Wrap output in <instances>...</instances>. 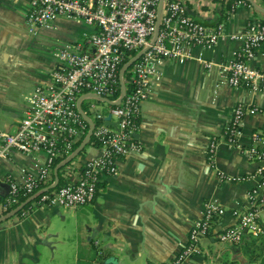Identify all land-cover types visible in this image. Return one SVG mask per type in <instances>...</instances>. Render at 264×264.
I'll return each instance as SVG.
<instances>
[{
	"label": "crops",
	"instance_id": "crops-1",
	"mask_svg": "<svg viewBox=\"0 0 264 264\" xmlns=\"http://www.w3.org/2000/svg\"><path fill=\"white\" fill-rule=\"evenodd\" d=\"M246 1L230 10L233 0H184L192 17L208 25L223 21L232 32L244 29L250 20L264 19V0ZM27 15V0H0V131L13 130L28 95L37 85L50 82L56 64L54 46L91 29L65 16H58L55 27L48 29L30 25ZM30 32L49 36L30 46ZM240 44L239 39L224 37L210 48L194 47L187 59L162 61V76L141 103L135 130L139 148L117 159L115 174L101 176L91 202L36 206L0 220V264H99L109 255L115 256L116 264H170L208 200L219 202L225 213L212 221L210 233L199 238L200 252L177 264H222L238 257L243 238L227 246L233 253L223 261L210 250L221 242L217 231L235 222L232 210L247 205V193L255 183L249 174L258 163L229 146L224 137L237 102L264 105V91L233 86L218 71V63L231 57ZM253 64L264 66V42ZM256 128L264 130L263 113L244 117L243 144L250 143ZM212 140L216 147L210 159ZM90 147L77 157L78 165L87 154L97 152ZM44 158L42 151L31 156L13 150L0 156V199L8 191L3 185L6 176L20 177L22 168L35 169ZM62 207L83 214L86 232L78 233V226L69 235L54 229L52 217H64ZM91 247L98 248V256L93 257Z\"/></svg>",
	"mask_w": 264,
	"mask_h": 264
},
{
	"label": "built area",
	"instance_id": "built-area-1",
	"mask_svg": "<svg viewBox=\"0 0 264 264\" xmlns=\"http://www.w3.org/2000/svg\"><path fill=\"white\" fill-rule=\"evenodd\" d=\"M27 2L30 25L54 28L55 19L65 16L82 21L91 29L83 30L77 39L54 46L56 64L50 71V82L37 85L28 95L24 114L13 130L0 131V156L13 150L31 156L45 153L35 169L24 167L20 177L6 176L8 191L0 199V213L18 205L20 194L26 198L34 194L22 214L36 206H79L91 202L101 176L115 174L117 159L139 148L135 130L141 103L160 80V64L165 59L184 60L196 46L210 48L224 37L239 39L240 46L231 57L218 63V71L233 86H242L252 93L264 91V66L253 64L264 42V22L259 20H250L242 30L227 31L223 21L208 25L192 17L184 0ZM242 2L233 1L230 10ZM258 112L264 114L263 104L239 101L224 127L228 145L258 162L249 174L255 183L247 193V205L232 210L235 222L216 233L224 246L239 243L245 230L252 235L264 233V130H252L248 144L240 139L244 117ZM85 115L93 122L90 139L93 137L94 143L90 146L97 152L87 154L79 165L69 160L63 165L62 182L47 189L54 182L56 163L67 157L87 134L90 125ZM215 147L212 140L208 148L210 159ZM224 213L219 202H205L202 216L191 223L187 241L170 264L199 253V238L210 233L212 221Z\"/></svg>",
	"mask_w": 264,
	"mask_h": 264
},
{
	"label": "rangeland",
	"instance_id": "rangeland-1",
	"mask_svg": "<svg viewBox=\"0 0 264 264\" xmlns=\"http://www.w3.org/2000/svg\"><path fill=\"white\" fill-rule=\"evenodd\" d=\"M32 32L28 33L27 36L29 34H31ZM26 36V37H27ZM32 41L30 43V46H33L32 42L34 40H41L43 38H47L49 35L42 32L40 33H32ZM91 149L90 145L85 146V148L80 152L77 153L73 160L71 161V164L76 165L77 164V157H79L80 155H82L85 152H89ZM62 214L64 215V217H62L60 214H55L52 217V221H53V225H54V229L56 231H58L59 233H63L65 235H69L73 232V228L76 226H78V233L81 232H86L87 228H86V224H85V220L83 218V214H80L79 211H74L75 208L71 207V208H65L62 207ZM251 238L255 241V244L252 248H254V252H258L259 250H264V247H261L262 245H264V233L263 234H259V235H251ZM97 249L96 247H91V253L93 254V257L95 256V254L98 256L97 254ZM206 252H208L209 250H207V248L204 247V249ZM210 252H212L213 254L218 253V255L220 256V260L223 261L224 258H226V255L232 254V249L223 245L222 242H216L213 246V249L210 250ZM249 253L247 251L244 250L243 247H241V251L240 254L238 255V257H236L235 259H228L223 262L222 264H251L250 263V259H249ZM210 261H212L211 259H209ZM98 264V263H97Z\"/></svg>",
	"mask_w": 264,
	"mask_h": 264
},
{
	"label": "water",
	"instance_id": "water-1",
	"mask_svg": "<svg viewBox=\"0 0 264 264\" xmlns=\"http://www.w3.org/2000/svg\"><path fill=\"white\" fill-rule=\"evenodd\" d=\"M160 7H161V4L159 5L158 7V16H159V13H160ZM158 26H159V21L157 22V29H158ZM157 33V30L156 32ZM134 58L128 60L124 66L122 67V70L128 65L130 64V62L133 60ZM122 88H123V84H122ZM86 119L88 120L89 122V130L87 131V134L85 135L84 139L80 142V144L67 156L65 157L63 160L59 161L56 163V165L54 166V182L50 185H48L46 188L49 189V188H52L54 187L57 182H58V169L65 165L69 160H71L72 158H74V156L79 153V151L84 147V145L88 142V140L90 139V136H91V130H92V126H93V122L90 120V118H88L86 115H85ZM3 185L5 186V188L8 190V183L7 182H4ZM34 197V194L33 195H30L29 197H27L26 199H24L23 201H21L18 205H16L13 209L10 210V212H8L7 214L3 215L0 217V220L4 219V218H7L13 214H15L20 208H22L27 202H29L32 198ZM116 258L115 256H112V255H109L107 256L106 258H104L99 264H116Z\"/></svg>",
	"mask_w": 264,
	"mask_h": 264
},
{
	"label": "trees",
	"instance_id": "trees-1",
	"mask_svg": "<svg viewBox=\"0 0 264 264\" xmlns=\"http://www.w3.org/2000/svg\"><path fill=\"white\" fill-rule=\"evenodd\" d=\"M235 1V0H233ZM245 3H247L246 0H243ZM233 4V2L231 3V5ZM230 5V7H231ZM228 12H223L221 15H222V18L225 17V16H228ZM251 21H254V20H251ZM259 21L261 22H264V19H260ZM84 106V105H83ZM93 142V137L92 139H90L85 145L84 147L79 151V153L85 148V146L87 145H90L92 144ZM94 143V142H93ZM79 144V142L76 144V146ZM73 159V158H72ZM58 159L55 161L57 162ZM71 161V160H70ZM70 161H68L67 163H69ZM55 165V164H54ZM62 169H63V166H61L59 169H58V184H60L62 182V176H61V172H62ZM53 174H54V171H53ZM19 198H20V201L24 200L26 198V196H23V195H19ZM34 198V197H33ZM32 198V199H33ZM30 200L29 202H27L22 208H20L17 212L18 213H21L24 209L28 208L32 201L33 200ZM251 233L247 232V230H245L244 232V235H243V241L240 242L238 244V246L240 245V247H243L245 251H247L249 253V259H250V263L251 264H264V250H259L258 252H254V248H252L255 244V241L251 238ZM242 240V239H241ZM261 247H264V245H262Z\"/></svg>",
	"mask_w": 264,
	"mask_h": 264
}]
</instances>
